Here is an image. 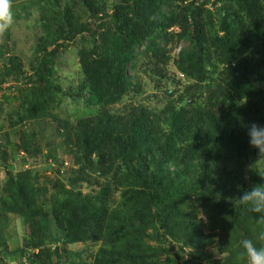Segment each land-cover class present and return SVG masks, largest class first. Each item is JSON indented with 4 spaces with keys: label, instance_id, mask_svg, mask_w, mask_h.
Instances as JSON below:
<instances>
[{
    "label": "trees",
    "instance_id": "16d2710c",
    "mask_svg": "<svg viewBox=\"0 0 264 264\" xmlns=\"http://www.w3.org/2000/svg\"><path fill=\"white\" fill-rule=\"evenodd\" d=\"M13 5L26 17L39 11L41 29L28 64L7 56L10 27L0 46V88L24 84L0 101V117L6 102L20 101L0 122V161H9L11 147L26 155L22 166L31 165L10 166L1 189L0 218L18 215L27 233L23 246L0 251V264L10 257L63 264L59 244L77 243L99 244L79 264H247L240 240L264 244L259 214L235 201L264 185V158L247 135L252 123L264 126V0ZM72 44L82 72L77 87L64 86L57 71ZM139 75L161 91L162 107L137 97L146 92ZM67 99L94 108L73 123L57 113ZM50 119L53 139L43 128ZM41 155L38 168L31 161ZM46 169L57 175L49 199L38 182ZM50 217L57 233L45 230ZM215 242L220 257L207 249Z\"/></svg>",
    "mask_w": 264,
    "mask_h": 264
},
{
    "label": "rangeland",
    "instance_id": "374dc122",
    "mask_svg": "<svg viewBox=\"0 0 264 264\" xmlns=\"http://www.w3.org/2000/svg\"><path fill=\"white\" fill-rule=\"evenodd\" d=\"M17 12L18 14H22L21 18H18L15 20L13 17V23L10 26V33L11 38L7 42V56L8 55H17L21 57L24 61V63L28 64V61L33 57V47L36 43L37 36L39 34V31L41 29L40 24H38V18H39V11L36 9L31 8L30 10L33 12L30 16H24L26 12L22 11L20 6L13 5L12 11ZM5 41V32L3 34H0V46ZM78 45L72 44L70 48L67 50V52H64V54L59 58L57 63V71L58 76L60 77V80L64 86H68L69 84H74L76 87L80 84V79L82 78V72L80 65L78 63L77 58V50ZM179 51V48H177L174 51V54H177ZM135 72V70H134ZM178 77H182L180 73H177ZM142 78H144V88L146 90L145 93L140 94L137 96L140 100L145 96H150L151 100L149 103L154 107H162L164 105V102H162L163 95L161 91L156 90L153 88V83L150 82V79L146 77V75H139L138 81H142ZM148 78V79H147ZM24 85L22 83L19 84ZM171 85V84H169ZM18 86V87H19ZM16 87V83L10 81L7 82L5 85H3L0 88V101L5 100V95L8 97H13V95L18 96L19 95V89ZM172 88H174L173 85H171ZM156 95L157 97H155ZM150 99V98H149ZM148 99V100H149ZM191 99H189L190 101ZM20 104L19 100H16L13 102V104L5 103L4 106V112L3 116L0 117V122H5L4 118H6V113L10 111L13 107H16ZM93 105L88 106L86 104L85 99L80 100L79 102H72L71 99L65 100V102L59 107L57 110L58 115L63 119H69L71 122L75 123L79 118L84 117L88 115L92 109ZM50 121V122H49ZM48 123L45 124L43 127L45 129V133H47V136L51 137L53 139V131L55 130L56 123L53 120H49ZM7 122V121H6ZM7 125V123H6ZM34 124H31L32 130H38L37 127L33 126ZM7 129V126L4 130ZM4 131H1L0 135L2 136ZM46 136V135H45ZM19 138L17 136L13 137V141H17ZM2 139L0 138V142ZM56 143H60V140L56 138ZM8 152L10 153L9 161L6 164H3L0 161V201H1V195H2V186L6 179L8 178V171L10 170V166L15 167L13 168L15 171H20L22 168L26 169L29 168L31 165H23L22 166V158L26 157V155L22 152L16 153L13 152V148L9 147ZM46 151V148L44 149V152ZM61 156L64 159V166L68 167L72 163L71 158L64 154L61 151ZM43 155V154H42ZM40 156L37 161L35 159L31 162H36V167H43L44 166V160L43 156ZM11 167V168H12ZM57 179V175L52 170H44L40 174L39 177V185L47 186L49 189V192L46 194L47 199L52 195L54 192L52 183ZM200 217L205 219L203 214L200 215ZM0 219H8L7 222H4L3 220L0 221V242L3 241L4 243L0 246V251L5 252L16 250L17 248L23 246L24 244V236L27 233L26 232V224L24 220L19 217L18 215L8 214L7 217H1ZM43 223L45 224V230L47 232L53 231L57 233L59 230L55 226V223L50 218L44 219ZM2 224H6L4 227ZM216 238L215 240H217ZM61 247V252L63 253V258H66V260L63 262V264H73L76 262L79 263H89L92 260V254L96 252V250L99 248L98 243H77V244H68V245H62L59 244ZM7 247V248H6ZM209 251L212 252V254L215 257H220L221 253L219 249L216 247V242L209 245L207 247ZM80 254V255H79ZM28 264V262H26Z\"/></svg>",
    "mask_w": 264,
    "mask_h": 264
},
{
    "label": "clouds",
    "instance_id": "9594fccd",
    "mask_svg": "<svg viewBox=\"0 0 264 264\" xmlns=\"http://www.w3.org/2000/svg\"><path fill=\"white\" fill-rule=\"evenodd\" d=\"M12 9L13 0H0V34L6 32L13 23ZM247 135L250 146L258 150L260 159L264 158V126L252 123L248 127ZM235 203L247 207L252 213L259 214V219L256 220L260 228L257 240L264 242V185H254L250 190H245ZM240 245L243 249L239 254L240 259L246 258L247 264H264V244L257 247L253 239L245 238L240 240ZM6 264H20V261L16 257H10Z\"/></svg>",
    "mask_w": 264,
    "mask_h": 264
}]
</instances>
